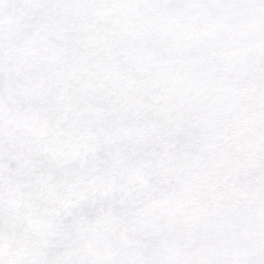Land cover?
<instances>
[{
    "label": "snow or ice",
    "instance_id": "snow-or-ice-1",
    "mask_svg": "<svg viewBox=\"0 0 264 264\" xmlns=\"http://www.w3.org/2000/svg\"><path fill=\"white\" fill-rule=\"evenodd\" d=\"M0 264H264V0H0Z\"/></svg>",
    "mask_w": 264,
    "mask_h": 264
}]
</instances>
